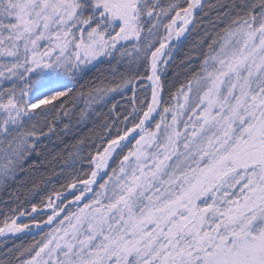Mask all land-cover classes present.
I'll return each instance as SVG.
<instances>
[{
  "label": "snow or ice",
  "instance_id": "snow-or-ice-1",
  "mask_svg": "<svg viewBox=\"0 0 264 264\" xmlns=\"http://www.w3.org/2000/svg\"><path fill=\"white\" fill-rule=\"evenodd\" d=\"M4 191L0 264H264V0H0Z\"/></svg>",
  "mask_w": 264,
  "mask_h": 264
},
{
  "label": "trees",
  "instance_id": "trees-1",
  "mask_svg": "<svg viewBox=\"0 0 264 264\" xmlns=\"http://www.w3.org/2000/svg\"><path fill=\"white\" fill-rule=\"evenodd\" d=\"M206 19V18H205ZM196 33H191L187 40H185L184 45L180 48V50L177 52V60L182 58L184 52L187 50V48L190 46V43L192 40L196 38ZM169 77H171V73H169ZM119 99V98H118ZM14 187V185L12 186ZM7 196V191L0 192V199H4ZM19 242V241H17Z\"/></svg>",
  "mask_w": 264,
  "mask_h": 264
}]
</instances>
